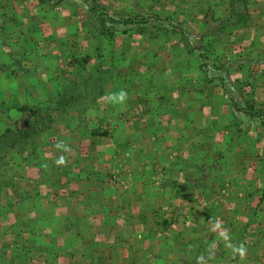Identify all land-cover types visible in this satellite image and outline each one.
<instances>
[{"label": "rangeland", "instance_id": "obj_1", "mask_svg": "<svg viewBox=\"0 0 264 264\" xmlns=\"http://www.w3.org/2000/svg\"><path fill=\"white\" fill-rule=\"evenodd\" d=\"M232 1L0 0V264H27L37 243V223L4 220L11 203L25 198L31 216L39 195L28 184L66 185L79 170L117 200L136 184L150 219L140 241L157 250L145 264H264L258 246L228 247L243 206L253 223L264 215V0H236L243 29ZM93 4L116 19L171 15L186 34L166 43L136 23L110 37L102 17L98 39ZM204 57L220 74L205 75ZM68 93L78 95L43 126L41 110ZM24 129L26 141L15 136Z\"/></svg>", "mask_w": 264, "mask_h": 264}, {"label": "crops", "instance_id": "obj_2", "mask_svg": "<svg viewBox=\"0 0 264 264\" xmlns=\"http://www.w3.org/2000/svg\"><path fill=\"white\" fill-rule=\"evenodd\" d=\"M189 92L191 96V93H195ZM226 109H230L228 105ZM104 153L112 155L110 152L104 151ZM93 157L100 158L95 154ZM107 165L111 171V165ZM79 172L83 178L67 176L66 185L62 179L60 182L56 180L46 185L43 183L39 186L28 184V187L36 186L39 195L29 205V209H33L31 216L26 215L29 203L25 198H22V202L20 199L12 201L14 204L11 203L12 206L5 214L4 220L10 218V213H13L14 216H18L19 220L21 218L24 221L30 220L37 223L36 227L39 228L34 233L37 243L27 264H145L144 262H147L150 256L157 254V250L145 249L143 242L140 241L143 236L139 233V229L144 227L141 223L148 222L150 219L144 213V200L136 184L132 192H128L130 196L123 193L118 196V201L116 195H110L112 194L110 191L114 189L106 182V179L100 183L92 182L86 171L79 170ZM49 174L53 175V171ZM73 180L77 181L74 183ZM74 184L81 187L82 194L77 195ZM20 190L24 188L20 186L19 192ZM60 190L65 191L60 192ZM91 190L99 191L97 198L92 197ZM244 194L245 192L240 195L244 196ZM247 208L249 207L243 206L242 211L239 212L240 222L234 221L235 235L228 238V247L234 253H246L256 252L258 246L264 252V215L258 213L256 222L253 223L248 219L251 215L247 213L250 211ZM260 211L261 209L258 210ZM55 223L59 228H52ZM102 223H105V226ZM107 223L110 225L107 226ZM4 228V232L11 233L7 226ZM250 232H253V236ZM23 235H28L26 238L33 240L30 234L24 233ZM192 236L195 238V235ZM141 242L142 246H140ZM183 248L186 249L180 247L179 251L189 249L184 245ZM12 254H14L13 251ZM25 254L24 258H26ZM12 263H15L13 256Z\"/></svg>", "mask_w": 264, "mask_h": 264}, {"label": "trees", "instance_id": "obj_3", "mask_svg": "<svg viewBox=\"0 0 264 264\" xmlns=\"http://www.w3.org/2000/svg\"><path fill=\"white\" fill-rule=\"evenodd\" d=\"M39 1H40V3L44 2V0H39ZM236 2H237L236 0H233L232 6H231L232 7L231 11L233 13H235V15H236L234 23L237 27L243 28V27L247 26L246 24H247L248 20L250 19V17L248 16L247 13L237 11V9L234 6V5H236ZM93 6H94L93 11L97 15V19L100 23V26H98V29H99L98 33L96 34L98 39H101L104 31H106V34L110 37L116 36V34H118V32H120L122 34L129 32L130 29H128L127 26H131V25L135 26L136 23L138 24L137 27H138V32L140 35L147 32L148 34H150L151 36H153L155 38H159V37L164 38L165 37L166 43L171 42L173 40L172 37L179 36L180 34L181 35L186 34L185 30L183 28L184 26H182V24L179 23V21H178L179 19H174L173 16H171V15H166V17H162L161 15L152 16V18H154V19H149L148 17H145V16L143 17L141 15L130 16L127 19H124V18L116 19L115 17L107 16V14L104 11H100V9H99L100 7L98 5L93 4ZM102 17L108 19V21H110L112 23L111 27H107L104 31L102 30L101 27L104 26V23L106 22V20H103ZM157 23H160V24L158 25ZM165 23L168 24V26H170V28L164 27L163 25H165ZM116 25L117 26L118 25L124 26L123 27L124 29L122 31H120V29H118ZM153 26H155L156 29H153L154 28ZM181 35H180V37H181ZM201 70L205 73V75H208L212 71L214 74L216 73V75L220 74V69H218V67H214L213 64L211 65V63H209L205 57H204V66L202 65ZM220 78L222 79L221 76H220ZM95 82H96V80H95ZM101 83H102V81L98 80V86H100ZM221 86L223 89H225V83H221ZM91 87H94V86H91ZM75 95H78V94L77 93H68V95L63 94L62 97L60 98V100L56 103V106L55 105L50 106V107H48V109L41 110V115H42L43 123H44L42 125L46 127L47 123L49 122V119L52 120L49 111H52V112L61 111L62 108L67 106L74 99ZM65 101H66V103H65ZM235 104L236 103H234V106H235ZM238 107H240V106H238ZM241 108L242 107H240L239 109L242 110ZM36 110H40V109H33L32 111H35L33 113V115H35L37 113ZM244 113H247L248 117H251V114L249 112H244ZM37 123L38 122L36 121V127L39 126V125H37ZM30 125H32V124H30ZM30 131L31 130H28V129L17 130V134H15V136H20L22 139H24L26 141L32 137V132H30Z\"/></svg>", "mask_w": 264, "mask_h": 264}, {"label": "bare ground", "instance_id": "obj_4", "mask_svg": "<svg viewBox=\"0 0 264 264\" xmlns=\"http://www.w3.org/2000/svg\"><path fill=\"white\" fill-rule=\"evenodd\" d=\"M69 91H70V89H69ZM72 92V91H71ZM67 95V94H66ZM72 95V94H71Z\"/></svg>", "mask_w": 264, "mask_h": 264}]
</instances>
